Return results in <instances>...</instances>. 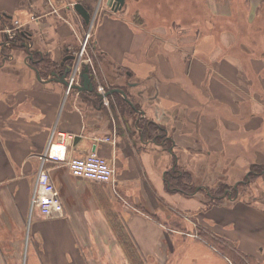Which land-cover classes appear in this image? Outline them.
<instances>
[{
  "label": "crops",
  "instance_id": "obj_1",
  "mask_svg": "<svg viewBox=\"0 0 264 264\" xmlns=\"http://www.w3.org/2000/svg\"><path fill=\"white\" fill-rule=\"evenodd\" d=\"M76 1L0 0L33 55L4 46L0 19V264H232L202 230L264 264V194L210 203L198 191L233 187L252 165L264 167V50L253 52L237 32H213L209 20L198 23L205 32L173 42L107 16L91 42L104 78L93 69L91 77L95 91L121 89L128 101L67 93L50 72L69 56L70 67L79 62ZM199 1L216 17L243 7L248 26L264 12V0ZM117 97L131 108L120 110ZM53 144L64 160L48 157ZM93 151L115 170L117 194L70 172L69 159ZM45 155L63 204L47 219L31 211ZM175 167L191 175L193 194L169 191Z\"/></svg>",
  "mask_w": 264,
  "mask_h": 264
},
{
  "label": "rangeland",
  "instance_id": "obj_2",
  "mask_svg": "<svg viewBox=\"0 0 264 264\" xmlns=\"http://www.w3.org/2000/svg\"><path fill=\"white\" fill-rule=\"evenodd\" d=\"M108 1L109 0L76 1V3H81L82 5H84L90 12L91 21L89 23H85L83 18L76 13L74 8L75 4L73 2H69L71 4L69 9L77 14V23L74 21V18L71 19L75 24L77 36H79L80 38V49L81 46L85 44V40L87 39V37L90 36L86 44V52L84 53V55L80 57V50H78L77 52V56L85 62H87L88 60L93 61L92 54H94L95 52L93 51L91 42L93 40L94 32L100 21L107 16H122L132 25H136V29L156 32V34L171 38V41L173 42H177L178 39H188V37L185 38V36H187L186 34H189L190 39L191 36L195 35L197 32H205V28H201L198 26V23H201L202 21L201 18H203V20L208 23L203 5L199 0H126V5L123 6L122 10L117 12L108 5ZM52 9H54V11L59 14L58 10L55 7H52ZM194 13H198L201 18L199 16H193ZM194 17L196 19L192 20L194 19ZM0 19L4 23V26L1 27L3 30V34L6 30L15 29L21 26L14 20L10 21L9 17L7 16ZM192 21H195L194 24L191 23ZM188 23L191 24L188 25ZM241 23L243 26H245V23L242 20ZM6 52L7 51L5 50V53ZM96 56L99 57L98 54ZM95 100L96 105L101 106L105 110L104 112L109 113L110 108L103 105V99L101 100L96 98ZM211 189L216 192L220 188L215 187ZM263 189L264 178L258 177L253 180L251 188L246 190L243 188H239V191H245L249 193L252 198H259L258 194L259 196L264 194Z\"/></svg>",
  "mask_w": 264,
  "mask_h": 264
},
{
  "label": "trees",
  "instance_id": "obj_3",
  "mask_svg": "<svg viewBox=\"0 0 264 264\" xmlns=\"http://www.w3.org/2000/svg\"><path fill=\"white\" fill-rule=\"evenodd\" d=\"M160 6V4H159ZM207 20H209L213 28L211 29L215 33H221L225 30L237 32L236 34L239 37L240 43H245L251 47L253 52L259 53L262 50H264V43H263V33H264V12L262 15L258 17V24L254 26H248L245 22V12L243 7H240L239 13L237 16L233 18H225V17H216L213 16L207 9L203 7ZM193 15V14H192ZM6 15L0 14V18L5 17ZM193 16H199L198 13H194ZM177 18V17H176ZM195 18V17H194ZM201 18V17H200ZM194 20V19H192ZM202 21L203 18H201ZM241 20L245 23V26L242 25ZM208 30V28H205V31ZM210 30V29H209ZM93 61L91 64H88L89 67V73L93 77V70H96L102 80L104 78L103 74L101 73V62L100 58L98 56H95L92 54ZM118 106L120 107V110H126L128 108H131L129 103H126L125 101L121 100L120 97H117ZM178 169V168H177ZM180 170L176 172H172V177H169L170 179V188L169 191L175 192V191H181L182 193H185L187 195L193 194L198 187L191 184L192 178L191 175L188 172H182L179 174ZM264 178V167L263 165H257L254 164L250 167L248 176L244 178L246 181L249 180L248 183L240 184L239 188H244L246 186H249L252 184L253 180L256 178ZM217 187L218 191H213L210 187L209 192L210 194H206V192L201 189L198 191L203 192L206 197L209 199L210 203H221L224 198H221V195L226 192V190H231L234 193V189L232 186H227L224 184H219ZM215 188V187H212ZM202 238H204L209 243L213 244L216 248L220 250L224 255H226L229 260L232 262V264H259L254 258L247 256L240 251L236 250L232 245H230L228 242H226L224 239L219 237H214L209 234V232L206 231H200L199 234Z\"/></svg>",
  "mask_w": 264,
  "mask_h": 264
},
{
  "label": "built area",
  "instance_id": "obj_4",
  "mask_svg": "<svg viewBox=\"0 0 264 264\" xmlns=\"http://www.w3.org/2000/svg\"><path fill=\"white\" fill-rule=\"evenodd\" d=\"M17 29H20V27L6 30L5 33L10 35ZM89 37L90 36L85 40V44L81 46L80 57L86 52V44ZM80 57H78L79 62L73 67L72 73L68 76L67 93L71 92L74 85L79 84L78 80L82 72V66L84 64L92 63L89 60L85 62ZM59 135L64 138V134ZM60 147L62 146L53 144L52 151H54V154L50 153L48 157L54 160H61L62 158L64 160V157H60L56 153V150H59ZM48 157L45 155L41 158L42 167L37 175V181L31 201L32 213L38 212L40 216L46 219L58 217L63 213V204L60 199L59 191L52 181L49 170L45 167V164L48 162ZM67 165L73 176L110 185L117 194L114 187L116 181L115 170L108 161L97 152L93 151L86 157L71 158L67 161Z\"/></svg>",
  "mask_w": 264,
  "mask_h": 264
},
{
  "label": "water",
  "instance_id": "obj_5",
  "mask_svg": "<svg viewBox=\"0 0 264 264\" xmlns=\"http://www.w3.org/2000/svg\"><path fill=\"white\" fill-rule=\"evenodd\" d=\"M125 2H126V0H109L108 1V5L113 10H115L117 12V11L122 10L123 6L125 5ZM74 8H75L76 12L85 20L86 23H89L91 21V14H90V12L81 3H76L75 6H74ZM25 36H28L29 37L28 34L25 35ZM23 46L26 48V51L28 52V55L30 57H32L33 55L30 52V48H31L32 45L31 44L28 45V44L24 43ZM67 59L75 60L76 57L75 56H69V58L68 57L65 58V60H67ZM71 71H72V67L68 68L60 76L61 77V81L60 82L63 83L64 85H66V86H68V82H67L66 78H67L68 74L71 73ZM82 78L84 79L83 85L82 86L74 85L73 87L75 89H79V90H82V89L89 90L90 93L96 94V95H98V97H100L102 99L108 97L112 93H120V94H122L123 98L128 101L127 97L124 94V91L121 90V89H113L112 91L106 92L105 94H100L99 92L95 91L94 82H93L92 77H91V75L89 73V67L88 66H85V68L83 70V73H82Z\"/></svg>",
  "mask_w": 264,
  "mask_h": 264
},
{
  "label": "flooded vegetation",
  "instance_id": "obj_6",
  "mask_svg": "<svg viewBox=\"0 0 264 264\" xmlns=\"http://www.w3.org/2000/svg\"><path fill=\"white\" fill-rule=\"evenodd\" d=\"M27 35L28 33L25 32V31H22L21 29H17L15 31H13L10 35L8 34H5L4 33V38H3V43H4V46L8 47L9 49L11 50H14V49H26L23 44L26 43L29 41V37L28 36H25ZM29 35V34H28ZM70 61H66L65 58L63 59V61L61 62V66H59L60 70L57 71L56 69L54 70H51L50 74L51 75H57V76H61V74H63L68 68H70ZM68 62V65H66L65 63ZM59 72V73H58ZM54 73V74H53ZM104 105V103H103ZM168 143L172 142L171 140H167ZM171 143L168 144V147H170ZM175 160H176V157H175ZM178 171L177 167H175L172 171H171V177H172V172H176ZM249 173V172H248ZM179 174H181V172H179ZM248 176V174H247ZM246 176V177H247ZM249 180L247 179L246 181L243 179L240 183H238L237 185L233 186V189H234V193L231 191V190H226V192H224L222 195H221V198H224V199H231L233 198L234 196L238 195L239 194V185L240 184H245V183H248ZM206 194H210L208 188H202ZM224 196V197H223Z\"/></svg>",
  "mask_w": 264,
  "mask_h": 264
}]
</instances>
